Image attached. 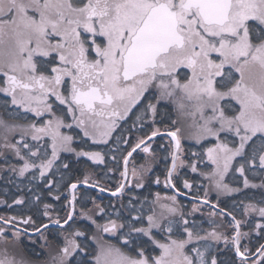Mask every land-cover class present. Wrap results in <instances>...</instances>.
<instances>
[{
  "label": "snow or ice",
  "instance_id": "1",
  "mask_svg": "<svg viewBox=\"0 0 264 264\" xmlns=\"http://www.w3.org/2000/svg\"><path fill=\"white\" fill-rule=\"evenodd\" d=\"M0 185V264H264V0H0Z\"/></svg>",
  "mask_w": 264,
  "mask_h": 264
},
{
  "label": "trees",
  "instance_id": "2",
  "mask_svg": "<svg viewBox=\"0 0 264 264\" xmlns=\"http://www.w3.org/2000/svg\"><path fill=\"white\" fill-rule=\"evenodd\" d=\"M162 173H163V165H161V168L157 171V174L160 175V178L163 181L164 176H163ZM187 178L191 179V177H187ZM0 187H2V185H0ZM178 187L182 188V185L178 184ZM151 191L153 193L160 192L161 195H170V194H172L171 190L166 189L163 184L153 185ZM183 191H186V190H183ZM145 195H147V193H145ZM179 199L184 200V202L187 203V200L185 198L179 197Z\"/></svg>",
  "mask_w": 264,
  "mask_h": 264
},
{
  "label": "flooded vegetation",
  "instance_id": "3",
  "mask_svg": "<svg viewBox=\"0 0 264 264\" xmlns=\"http://www.w3.org/2000/svg\"><path fill=\"white\" fill-rule=\"evenodd\" d=\"M113 183H115V181H113ZM182 197V196H181ZM182 198H184V197H182Z\"/></svg>",
  "mask_w": 264,
  "mask_h": 264
}]
</instances>
